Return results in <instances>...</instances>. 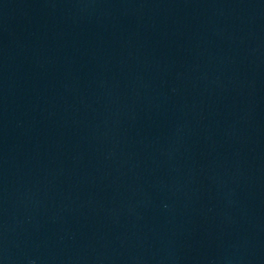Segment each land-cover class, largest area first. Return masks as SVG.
<instances>
[{"label":"water","instance_id":"95a60500","mask_svg":"<svg viewBox=\"0 0 264 264\" xmlns=\"http://www.w3.org/2000/svg\"><path fill=\"white\" fill-rule=\"evenodd\" d=\"M0 264H264V0H0Z\"/></svg>","mask_w":264,"mask_h":264}]
</instances>
